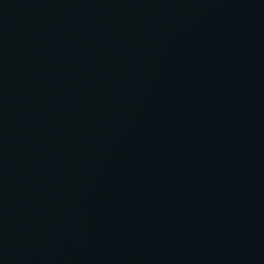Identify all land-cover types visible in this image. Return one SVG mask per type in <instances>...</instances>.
<instances>
[{"label": "water", "instance_id": "95a60500", "mask_svg": "<svg viewBox=\"0 0 264 264\" xmlns=\"http://www.w3.org/2000/svg\"><path fill=\"white\" fill-rule=\"evenodd\" d=\"M0 264H264V0H0Z\"/></svg>", "mask_w": 264, "mask_h": 264}]
</instances>
